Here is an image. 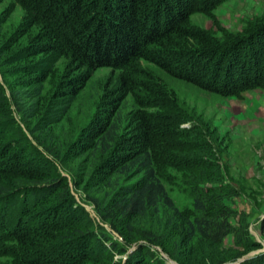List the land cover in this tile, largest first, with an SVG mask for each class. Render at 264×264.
Masks as SVG:
<instances>
[{
    "label": "trees",
    "instance_id": "1",
    "mask_svg": "<svg viewBox=\"0 0 264 264\" xmlns=\"http://www.w3.org/2000/svg\"><path fill=\"white\" fill-rule=\"evenodd\" d=\"M15 1L28 13L24 35L36 30L26 46L14 44L12 52V46L0 41V58L1 52H10L3 65L20 67L16 76L25 77L22 83L8 84L18 122L7 115L0 86L1 251L15 264H115L114 257L129 249L134 251L125 264H165L159 257L153 259L150 247L176 264H264V252L247 256L261 244L248 237L245 220L237 227L229 222L223 175L210 142L181 128L184 118L172 123L165 113L150 116L138 110L131 132H122L117 123L122 100L131 96L141 106L151 94L158 95L142 80V62L223 96L263 84L264 17L248 23L235 39L218 45L200 40L194 48L188 41L199 32L188 20L202 0ZM63 58L71 72L62 83L66 93L60 101L45 103L43 85ZM100 68L119 73L115 99L101 103L89 125L63 150L49 130L62 121ZM201 123L216 142L210 124ZM20 125L55 161L72 163L75 190L84 193L97 217L121 240L112 239L104 227H98L101 235L88 231V224L91 229L95 224L83 208L73 207L69 182L25 140ZM9 129L19 132L7 136ZM177 139L185 141L187 166L196 167V182L211 186L194 197L195 217L174 205L157 172L162 159L173 158ZM30 151L38 162L27 161ZM79 210L86 219L75 217ZM261 229L263 233L264 221ZM229 234L235 237L234 245L223 247Z\"/></svg>",
    "mask_w": 264,
    "mask_h": 264
},
{
    "label": "rangeland",
    "instance_id": "2",
    "mask_svg": "<svg viewBox=\"0 0 264 264\" xmlns=\"http://www.w3.org/2000/svg\"><path fill=\"white\" fill-rule=\"evenodd\" d=\"M261 17H264V0H202L188 20L190 28L199 32V36L188 42L194 48L198 46L196 44L200 40L216 45L221 44L227 39L239 37L248 23ZM28 20V13L15 0H4L0 4V41L4 47L12 46L10 52L15 50L14 44L17 47L26 46L35 34L36 29L31 28L24 35L23 31L27 28ZM10 52H1L3 55L0 58V86L3 88L2 93L10 110L7 115L18 122L20 118L14 106L10 104L8 84L22 83L25 77L16 76L20 72V67L3 65L2 61ZM67 65V60L61 59L56 64L53 75L44 83L42 97L45 103L51 99L60 101L61 95L66 93L67 89L62 87V83L71 78ZM141 67L145 71L143 82L149 84L153 93L158 95L150 93V100L144 99L141 106H138L131 96L119 103L117 123L120 124L122 132H131L135 129L137 122L134 116L138 110H143V113L150 116L165 113L171 116L172 123H177L178 119L184 118L186 122L180 127L195 131L215 149L216 161L223 175V189L227 193L224 204L230 210L229 222L233 227H237L240 220H245L248 237L261 244L260 250L252 251L247 256L252 257L264 252L261 229V223L264 221V83L247 88L235 95L223 96L173 77L152 64L142 62ZM2 72L9 78L8 81H5ZM118 74L109 68L96 70L84 88L72 100L62 121L50 128L49 131L63 150L75 140L79 132L89 125L101 103L115 99L112 92L119 85ZM68 99L69 97L63 100ZM201 120L210 124L211 130L218 136L216 142H212L206 135ZM20 129L24 132L25 140L54 164L55 172L67 179L74 201L73 207L83 208L95 224V229H91L87 223L88 231L93 230L95 234L101 235L98 227H104L112 234V239L113 237L119 239L108 227V223L102 222L97 217L94 207L87 204L84 193L75 190L72 184L75 168L72 163L66 161L60 164L59 161H55L44 149L36 145L22 125ZM16 132L19 131L9 129L7 136ZM183 144L185 141L182 139L176 140V144L171 148L173 158L171 157L170 161L162 159L157 172L174 205L188 216L195 217L198 213L193 204L194 197L211 186L196 182L192 172L193 168L197 169L193 165L187 166L188 155ZM37 160L35 153L28 154L27 161L31 164L38 162ZM73 207L70 213H74ZM80 211L74 214L78 220L84 216ZM0 239L2 243V238ZM234 241V235L229 234L223 238L222 246L232 247ZM4 243L7 244L8 241ZM150 249L153 259L159 257L165 264H176L157 247H150ZM133 251L129 249L124 255H116L115 264H125L128 259L127 254ZM0 264H15L11 255L2 252L1 248Z\"/></svg>",
    "mask_w": 264,
    "mask_h": 264
},
{
    "label": "built area",
    "instance_id": "3",
    "mask_svg": "<svg viewBox=\"0 0 264 264\" xmlns=\"http://www.w3.org/2000/svg\"><path fill=\"white\" fill-rule=\"evenodd\" d=\"M118 240H121V239L119 238ZM262 240L264 241V232L262 233Z\"/></svg>",
    "mask_w": 264,
    "mask_h": 264
}]
</instances>
